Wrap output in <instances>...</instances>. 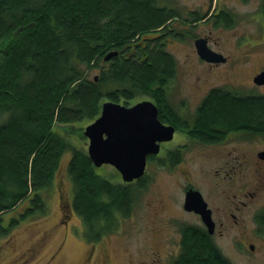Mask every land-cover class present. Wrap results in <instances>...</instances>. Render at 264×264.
Returning a JSON list of instances; mask_svg holds the SVG:
<instances>
[{
  "label": "trees",
  "instance_id": "16d2710c",
  "mask_svg": "<svg viewBox=\"0 0 264 264\" xmlns=\"http://www.w3.org/2000/svg\"><path fill=\"white\" fill-rule=\"evenodd\" d=\"M180 21L177 10L159 0H0V109L6 112L0 122V237L46 214L44 191L68 150L70 204L87 241L115 231L132 213L146 174L124 182L103 165L95 168L87 150L68 140V124L92 121L104 101L127 105L146 95L162 123L204 143L228 132L264 135L261 93L211 89L190 121L171 108L167 88L177 71L165 45L179 36ZM110 51L117 55L104 60ZM180 152L147 158L173 168ZM7 211L12 215L5 225ZM180 231L172 264H232L203 226L182 224Z\"/></svg>",
  "mask_w": 264,
  "mask_h": 264
},
{
  "label": "rangeland",
  "instance_id": "374dc122",
  "mask_svg": "<svg viewBox=\"0 0 264 264\" xmlns=\"http://www.w3.org/2000/svg\"><path fill=\"white\" fill-rule=\"evenodd\" d=\"M223 1L236 16L230 29L224 25L220 27L213 25V16L193 23L192 13L204 15L208 13L206 8L212 4L210 0H159L160 4L175 8L181 19L176 27L179 36L170 37L165 45L166 50L172 53L176 61L177 71L168 85L167 100L172 108L181 112L182 119L187 121L194 117V111L204 95L216 86L245 95L251 92L264 94V89L256 86L250 78L251 69L257 64L255 59L251 61L252 68L243 62H235L230 66L224 64L206 69L208 71L202 87L198 89L195 85L196 77L205 70L201 67L202 64L199 63L194 49L195 37L207 33L211 25L213 38L222 37V44L219 46L228 52L236 40L235 32H243L244 22L251 20V16L245 13L249 9L247 4L242 6L238 0H220L221 3ZM143 99L152 100L140 94L132 98L127 105ZM5 117L6 112L0 109V122ZM89 122L81 120L68 124L70 128L67 129L68 140L83 147L84 150L87 148L88 139L83 135V127ZM176 133L175 140L167 142V145L175 147L184 143L185 147L180 152L182 159L173 168L162 167L155 161H148L144 177L146 184L132 213L120 219L115 231L105 233L93 242L87 241L84 237L83 220L73 211L70 204L72 186L66 166L71 151L65 152L54 172L51 186L44 191L48 205L46 214L32 215L24 219L13 227L7 236L0 237V264H153L150 253L152 245L161 253V260L157 264H170L175 246L170 241L167 242L165 236L179 232L178 227L183 223L201 222L194 212H187L182 208L185 187L188 185L199 189L215 211V206L224 202L222 196L226 192L222 193L221 188H230L227 193L230 190L237 192V186H227L225 183L226 177L234 176L233 172L220 168L222 159L219 154L224 148L227 149L226 146L209 148V150L215 148L216 151L218 149L219 154L207 155L204 154L207 151L202 149L198 142H193L181 131ZM232 136L236 142L239 139L250 141L259 148L264 145V135L261 134L238 131ZM165 150L167 149L159 151L157 156H163ZM102 165L105 170L117 178L118 175L120 177L119 171L113 165L105 163ZM158 200L162 201L164 208L156 215L150 204L156 205ZM11 213L12 211H7L4 214L5 225ZM159 226L162 229H159ZM175 238L178 239L177 234ZM160 240L164 242L161 243ZM211 240L232 264H264V240L243 237L239 241L231 239L227 233L223 236L212 234ZM251 242H255L254 251L248 249Z\"/></svg>",
  "mask_w": 264,
  "mask_h": 264
},
{
  "label": "flooded vegetation",
  "instance_id": "af4514ba",
  "mask_svg": "<svg viewBox=\"0 0 264 264\" xmlns=\"http://www.w3.org/2000/svg\"><path fill=\"white\" fill-rule=\"evenodd\" d=\"M210 1H212V4L207 5L206 8L208 10V13L204 15L195 12L197 17H200L198 21L213 16L212 18L213 25H217L219 27L224 25L227 26L229 29L232 28L231 25L236 20V16L234 15V13L226 5H224V1L223 3H221L220 0H210ZM238 1L239 3L241 2L240 4L242 6H244L245 4L249 6L248 7L249 9H247L245 13L251 16V20H248L247 23L244 22L245 27L243 32L240 33L235 32L236 40L234 41L232 48L229 49L228 52L224 51L223 50L224 48L219 46L222 44V37L216 36V38H213L212 35L213 27H211V25L209 26V30L207 33H201V35L195 37V39L201 37L206 38L208 47L211 48L212 50L219 52L225 58L223 61H213V62L201 58L194 46V49L199 58L197 59L199 60V63L202 64L201 67L205 69L201 73H199L200 76L196 77L197 82L195 85L196 87H198V89L202 87L203 80L207 75L206 71L208 70L206 69L209 68L212 69L214 67H219L224 64L230 66L235 64V62H243L244 65L246 64L247 66H250L252 59L257 60V64L254 65L255 69L250 66L252 68L251 77H250L251 81L256 86L258 85V87L264 89V84H256L254 82V77L256 76V74L264 71V0H238ZM193 21H194L193 23H197V20L193 19ZM168 39L169 38H167L166 40L169 41ZM193 56L196 58L195 55ZM215 88H221V87L216 86L211 89H215ZM177 114H179L182 117L180 111H177ZM179 131L181 130H179L175 126V130L173 133L174 137L176 134L175 132H179ZM181 132L184 133V131ZM235 133L238 132H228L227 135L217 139V141L206 142V143L198 139H194L193 137L191 138L190 136L187 135L188 138L193 142L195 143L198 142L201 145V148L207 151V153L204 152V154L207 155L210 154L215 155V153H217V155L219 154L218 149L216 151L215 148L214 150H209V148L218 147V145H223L227 147V149L224 148V151H222V153L219 154L220 158L222 159V166L220 168L221 169L223 168V170L227 169V171L231 170L234 174V176L225 178L226 185L237 186V192H232L230 190L227 193V190H229L230 188L228 187L221 188L220 191L222 193L223 192L226 193L222 196L224 198V202L215 206L216 211L210 205V201L208 200V198L203 197V194L200 191L202 197L207 202V206L211 208V217L214 221V228H213L214 231L211 234L209 233L208 234L210 238L212 234L223 236L227 233L231 239L239 240V241L242 240L243 237H249L251 238V240L254 239L264 240V145L259 148L256 146L255 143L250 141L249 142H247L246 140L241 141L239 139V141L236 142L232 136V134ZM184 135L186 134L184 133ZM174 137L169 141L161 142L160 151L163 149H167L164 151L166 152L168 150H173L175 148H178V150L183 151V148L185 147L184 143L179 144V146H175V147H170L167 145V142L170 143L171 141L175 140ZM226 175H228V172H226ZM189 187L192 186L187 185L185 187V192ZM150 208L157 215L160 212V210L164 208V204L162 203L161 200H158L156 202V205L150 204ZM196 215L200 219V216L198 214ZM189 224L203 226L205 228L204 224L202 223V220L200 224L197 222L189 223ZM181 225L178 227L179 232L172 233L170 235L167 234L165 236V240H167V242L170 241L171 244L172 245L174 244L175 246V250H174L175 253L172 255V259L169 262L170 264H172L173 259L177 257L180 253L179 252L181 245L180 240L182 234V232L180 231ZM159 229H162V227L159 226ZM152 230L155 231V228L152 227ZM176 234L178 235V239L175 238ZM160 242L162 243L164 241L160 240ZM254 246H255V242H251L248 244V249L254 251ZM151 248H152L151 249L152 252H150L152 254L151 260L153 264H157L161 260L160 250L159 249L157 250L155 245H152Z\"/></svg>",
  "mask_w": 264,
  "mask_h": 264
},
{
  "label": "water",
  "instance_id": "95a60500",
  "mask_svg": "<svg viewBox=\"0 0 264 264\" xmlns=\"http://www.w3.org/2000/svg\"><path fill=\"white\" fill-rule=\"evenodd\" d=\"M194 46L201 58L212 62L225 59L208 47L204 37L196 38ZM114 55L116 51L107 52L104 60ZM254 82L264 84V71L256 74ZM100 107L99 115L83 127L88 157L95 168L104 163L113 165L122 181L132 182L144 175L147 157L160 151V143L174 137L175 126L159 120L157 105L152 100L143 99L130 106L109 100ZM183 199V209L198 214L211 234L214 231L211 208L200 190L189 187Z\"/></svg>",
  "mask_w": 264,
  "mask_h": 264
},
{
  "label": "bare ground",
  "instance_id": "6f19581e",
  "mask_svg": "<svg viewBox=\"0 0 264 264\" xmlns=\"http://www.w3.org/2000/svg\"><path fill=\"white\" fill-rule=\"evenodd\" d=\"M225 10V9H224ZM176 133V132H175ZM177 134V133H176ZM260 135V134H259ZM175 138V137H174ZM120 173V172H119ZM14 208V207H13ZM261 235V234H260Z\"/></svg>",
  "mask_w": 264,
  "mask_h": 264
}]
</instances>
